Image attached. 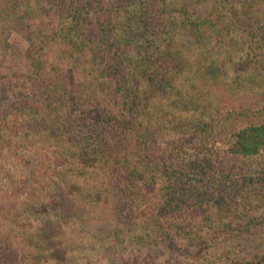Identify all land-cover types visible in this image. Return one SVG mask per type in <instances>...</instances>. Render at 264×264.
Returning a JSON list of instances; mask_svg holds the SVG:
<instances>
[{"label": "rangeland", "instance_id": "374dc122", "mask_svg": "<svg viewBox=\"0 0 264 264\" xmlns=\"http://www.w3.org/2000/svg\"><path fill=\"white\" fill-rule=\"evenodd\" d=\"M7 5L0 0V87L14 81L12 86L25 91L41 72L52 74L59 63L57 47L48 48L46 37L61 22L28 21L32 3L12 15L4 12ZM253 12L258 13L253 22L261 21L264 1ZM67 22L73 25L71 19ZM256 27H220L228 36L214 46L210 61L202 60V46L186 44V64L169 62L170 71L191 67L178 77V93L161 101L158 141L167 156L183 147L193 157L176 159L189 173L185 195H179L184 202L180 211L167 218L161 215L155 224L144 219L133 230L120 224L118 231L107 197L98 207L86 208L80 221L49 216L50 196L61 203L59 188H68L75 197L74 192L85 193L84 188L88 192L97 185L75 176L78 164H92L84 156L79 161L70 157L75 150L61 136L58 122L47 133L42 127L44 134L29 140L32 135L24 131L29 120L19 115L23 129L12 139L16 146L0 153V209L5 210L0 212V259L9 264H16L18 257L22 264H226L219 258L229 254L248 259L263 252L264 157L245 159L224 151L226 139L239 128L264 122V33L255 34ZM202 63L210 70L198 68ZM61 67L75 84L86 79L81 66ZM17 129L8 131L14 135ZM63 161L67 163L59 170ZM59 172L66 174V184ZM62 206L65 214L74 216L73 207L68 210L65 202ZM76 213L81 216V211Z\"/></svg>", "mask_w": 264, "mask_h": 264}, {"label": "trees", "instance_id": "16d2710c", "mask_svg": "<svg viewBox=\"0 0 264 264\" xmlns=\"http://www.w3.org/2000/svg\"><path fill=\"white\" fill-rule=\"evenodd\" d=\"M263 1L4 0L9 4L4 12L10 15L32 3L35 8L28 13V21L44 24L57 19L61 23L46 37L48 48L52 44L59 52L53 73L41 72L25 91L12 86L14 81L7 88L0 87V153L16 146L12 139L23 129L19 115L29 120L24 130L32 135L27 136L29 140L44 134L42 127L47 133L58 122L61 136L65 135L66 144L75 150L70 157L79 161L84 156L92 164H78L75 176L94 180L97 185L88 192L84 188L85 193L72 192L75 197L68 188H59L61 203L50 196L49 216L80 221L86 208L98 207L105 197L117 217L118 231L120 224L133 230L141 220L155 224L161 215L167 218L178 213L184 203L179 195H185L189 173L177 166L176 159L185 162L193 155L179 147L167 156L160 148L163 122L159 114L161 101L178 93L177 79L191 66L170 71L169 62L181 63L187 45L202 46V60L210 61L214 46L228 36L220 27L249 29L258 24L253 32L264 33V18L253 22L258 14L254 7ZM29 41L36 44L32 38ZM66 64L83 67V83H74L61 67ZM198 68L210 70L204 63ZM11 124L18 126L14 135L8 131ZM224 151L245 159L264 157V122L239 128L226 139ZM63 162L59 170L67 163ZM58 177L66 184L64 172ZM64 202L68 210L74 208V216L65 214ZM76 211H81V216ZM168 245L173 247L172 242ZM219 259L226 264H264V251L248 259L229 254ZM17 260L16 264L23 263L22 258ZM0 264L9 262L0 259Z\"/></svg>", "mask_w": 264, "mask_h": 264}]
</instances>
